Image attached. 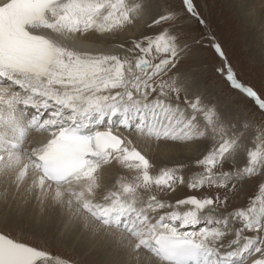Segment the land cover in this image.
<instances>
[{
	"label": "snow or ice",
	"instance_id": "6c2138e0",
	"mask_svg": "<svg viewBox=\"0 0 264 264\" xmlns=\"http://www.w3.org/2000/svg\"><path fill=\"white\" fill-rule=\"evenodd\" d=\"M205 3L0 0V264H264V86Z\"/></svg>",
	"mask_w": 264,
	"mask_h": 264
},
{
	"label": "rangeland",
	"instance_id": "374dc122",
	"mask_svg": "<svg viewBox=\"0 0 264 264\" xmlns=\"http://www.w3.org/2000/svg\"><path fill=\"white\" fill-rule=\"evenodd\" d=\"M241 1L245 2L246 0ZM252 5L255 6L257 12L260 10L261 6L258 0H254ZM203 11L213 30L219 36L226 55L239 73L240 78L258 89L264 86V62L261 60L262 57L257 55L259 46L255 39L259 36L252 35V32L255 33L256 30L241 21L238 10L234 5L232 6L229 0H206ZM253 41L255 42L253 43ZM50 250L53 253L60 252L55 246Z\"/></svg>",
	"mask_w": 264,
	"mask_h": 264
},
{
	"label": "bare ground",
	"instance_id": "6f19581e",
	"mask_svg": "<svg viewBox=\"0 0 264 264\" xmlns=\"http://www.w3.org/2000/svg\"><path fill=\"white\" fill-rule=\"evenodd\" d=\"M229 1L232 4V6L234 5V7L238 10V13H239L238 16L241 19V21L243 23H246L248 27H251L252 29L256 30L255 33L252 32V30H251V32H252V35L254 37L259 36V37L255 38L256 44H258V46H259V48L257 49V52H258L257 55L260 58L262 57L261 60H262V62H264V50H263L264 49V21L261 20V16H260L261 11H264V10H262L260 7V10L257 12L258 15H257L256 19L253 22L249 23L248 20L242 15V11L240 8L242 1L241 0L240 1L239 0H229ZM245 2L252 5L254 3V0H246ZM258 2H259V0H258ZM254 42L255 41H253V43ZM254 54L256 55V53H254Z\"/></svg>",
	"mask_w": 264,
	"mask_h": 264
}]
</instances>
